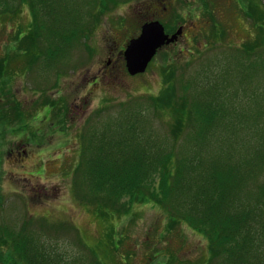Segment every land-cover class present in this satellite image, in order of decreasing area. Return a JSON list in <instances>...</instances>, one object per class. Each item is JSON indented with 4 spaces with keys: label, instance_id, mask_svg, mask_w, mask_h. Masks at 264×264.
Returning a JSON list of instances; mask_svg holds the SVG:
<instances>
[{
    "label": "rangeland",
    "instance_id": "obj_1",
    "mask_svg": "<svg viewBox=\"0 0 264 264\" xmlns=\"http://www.w3.org/2000/svg\"><path fill=\"white\" fill-rule=\"evenodd\" d=\"M99 7L101 18L85 43L67 52L66 64L59 61L67 53L51 59L41 52L35 59L33 50L42 44L37 37L36 46L28 43L35 34L26 10L0 19V229L31 225L34 236L61 239L70 250L85 245L105 263L112 257L122 264H204L205 238L171 225L167 211L154 202L134 204L127 214L106 211L92 192L98 169L95 175L89 171L99 165L91 159L105 120L138 96L162 98L166 109L159 108L154 123L165 132L173 123V107L184 101L192 111L199 92L215 84L222 87L226 108L260 119L263 91L246 93L242 84L247 70L264 86V0H104ZM154 19L169 34L182 27V34L158 51L144 73L130 76L120 51ZM52 64H62L57 73L54 67L48 71ZM168 83L173 90L166 91ZM40 112L42 123L31 121ZM53 122L58 130H51ZM38 123L47 131L38 135L37 145L25 144V137L17 140L20 126H27L22 134L29 135ZM189 127H195L193 121ZM259 127L263 122L246 126L251 142ZM21 150L27 154L19 156ZM100 189L105 194L104 185Z\"/></svg>",
    "mask_w": 264,
    "mask_h": 264
},
{
    "label": "trees",
    "instance_id": "obj_2",
    "mask_svg": "<svg viewBox=\"0 0 264 264\" xmlns=\"http://www.w3.org/2000/svg\"><path fill=\"white\" fill-rule=\"evenodd\" d=\"M103 1L0 0V19L26 10L35 34L28 43L36 46L37 37L42 44L41 50H33L35 59L41 52L60 59L101 18ZM243 77L245 86L237 82L246 93L263 91L264 96V86L255 84L247 70ZM172 87L168 83L166 91ZM199 94L192 111H186L184 101L171 109L173 123L166 132L154 123L159 108L166 109L161 97L138 96L119 104L105 120L91 159L99 165L89 171L98 169L92 192L103 199L106 211L119 214L137 203L161 206L171 225L187 226L205 238L204 264H264V128L256 129L252 142L246 128L264 125V98L258 97L260 119L252 120L249 112L241 111L242 116L225 107L218 84ZM192 121L195 127H189ZM30 226L0 229V264H122L112 257L105 263L85 245L70 250L61 239L36 237ZM111 250L117 252V247L111 245Z\"/></svg>",
    "mask_w": 264,
    "mask_h": 264
},
{
    "label": "water",
    "instance_id": "obj_3",
    "mask_svg": "<svg viewBox=\"0 0 264 264\" xmlns=\"http://www.w3.org/2000/svg\"><path fill=\"white\" fill-rule=\"evenodd\" d=\"M178 34L180 31L169 37L158 21L144 24L140 34L129 40L123 52L128 73L130 75L143 73L156 51L163 45L174 41Z\"/></svg>",
    "mask_w": 264,
    "mask_h": 264
},
{
    "label": "flooded vegetation",
    "instance_id": "obj_4",
    "mask_svg": "<svg viewBox=\"0 0 264 264\" xmlns=\"http://www.w3.org/2000/svg\"><path fill=\"white\" fill-rule=\"evenodd\" d=\"M162 10H165V8H163ZM76 108H78V107L76 106ZM42 125H43V127L40 125L38 128L37 127L34 128L33 132H36V137L35 138L25 137V139H24L25 144H28V145L37 144L39 142V140H40L39 137H38V135L40 137L46 136L45 135V132L47 131V129L45 128L46 125H44V124H42ZM58 129L59 128H57V130ZM51 130H56V128H51ZM50 136H51V134L48 133L47 134V137L46 138H43L42 141H46L47 138L50 137ZM23 145H24V143L21 144V146H23ZM17 153H18L19 156L21 154H23V155H26L27 154V152L25 150L18 151Z\"/></svg>",
    "mask_w": 264,
    "mask_h": 264
}]
</instances>
